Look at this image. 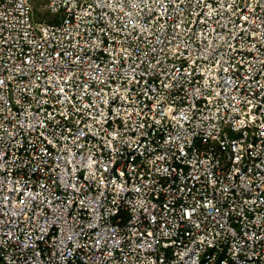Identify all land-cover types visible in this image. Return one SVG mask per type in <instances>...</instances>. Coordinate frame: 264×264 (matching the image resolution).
<instances>
[{
    "label": "built area",
    "instance_id": "2783aa9c",
    "mask_svg": "<svg viewBox=\"0 0 264 264\" xmlns=\"http://www.w3.org/2000/svg\"><path fill=\"white\" fill-rule=\"evenodd\" d=\"M35 1L0 0V264H264V0Z\"/></svg>",
    "mask_w": 264,
    "mask_h": 264
},
{
    "label": "rangeland",
    "instance_id": "374dc122",
    "mask_svg": "<svg viewBox=\"0 0 264 264\" xmlns=\"http://www.w3.org/2000/svg\"><path fill=\"white\" fill-rule=\"evenodd\" d=\"M37 2L34 0V3H33V10L36 12L37 10ZM37 14V13H36ZM49 16V18H48V22H52L54 19H53V17H54V15H48ZM35 18H37V19H39V15L37 14L36 16H35Z\"/></svg>",
    "mask_w": 264,
    "mask_h": 264
}]
</instances>
